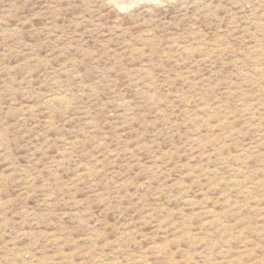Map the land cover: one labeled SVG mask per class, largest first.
Instances as JSON below:
<instances>
[{
    "label": "rangeland",
    "instance_id": "rangeland-1",
    "mask_svg": "<svg viewBox=\"0 0 264 264\" xmlns=\"http://www.w3.org/2000/svg\"><path fill=\"white\" fill-rule=\"evenodd\" d=\"M0 264H264V0H0Z\"/></svg>",
    "mask_w": 264,
    "mask_h": 264
}]
</instances>
